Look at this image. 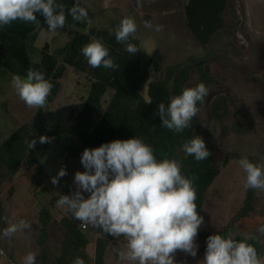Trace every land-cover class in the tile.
<instances>
[{"label": "rangeland", "instance_id": "rangeland-1", "mask_svg": "<svg viewBox=\"0 0 264 264\" xmlns=\"http://www.w3.org/2000/svg\"><path fill=\"white\" fill-rule=\"evenodd\" d=\"M79 2L88 10V18L91 21L89 27L115 30L122 18L135 19L137 32L134 37L139 39L147 82L165 77L168 67L185 65L189 66V69L182 89L194 87L201 82L209 88L204 103L197 105L200 111L195 117L200 122L198 136L203 138L206 147L214 153L213 163L220 168V173L213 186V192L206 195L202 215L207 218L212 229H221L225 234H231V230L239 223V234L254 237L260 227L264 226V191L256 190L254 209L240 218L236 217L235 220V216L245 204L247 188L245 180L239 178L235 181L239 170L237 162L240 159L235 158L225 164L223 160L238 155L252 158L257 163V157L264 158V0H230L228 10L224 14L226 26L220 33L215 34L212 42L205 47L192 38L187 28L183 9L185 0H137L136 5L132 0ZM156 25H161L162 30L156 31ZM37 27L39 28L34 42L27 43L28 53L33 61L39 59V50L45 43H48L49 50L52 51L66 44L75 29L74 26L66 25L52 33L48 31L46 23ZM198 63L208 66V75L204 78L196 69ZM1 72L0 70V142L19 125L30 121L37 111V108H28L19 99L11 86L13 76ZM90 81L88 75L67 68L56 95L42 108L43 115L53 128L67 131L71 122L70 115L73 110L81 107L87 96ZM147 82L142 90L146 98ZM110 95L108 91L102 97L103 107ZM34 140L39 143V136ZM60 148L58 145L51 152H47L39 165H27L28 170H25L18 178L20 180L15 183L13 176L3 170L4 177L0 176V201L12 194L14 186L19 190H24V186L27 190L30 189L31 193L35 187L38 192L43 186L50 187L51 178L57 176L60 170L57 167L63 163L64 166L69 164V167H66L67 175L60 178L58 185L45 195L49 197L46 204L53 208V203L57 202L55 198L59 197V194L71 195L76 191L74 175L77 171H85L81 157L67 162L64 156L57 155ZM83 195L88 198L90 193ZM14 196L18 201L24 198L23 193H19V198L17 194ZM12 204L11 199L10 205ZM18 210L22 211L21 208ZM60 212L62 211H53L61 218L64 212ZM11 221L7 218L4 227L12 223ZM226 224V230L222 229ZM30 225L31 229L26 230V233L18 231L14 234L13 241L12 238L5 237L2 230L0 245L4 250L12 254L15 250L20 252V256L27 255L31 247L26 245L29 244L26 239L30 236V241H33V236L34 239L38 236L33 230L34 225ZM92 231L91 226L85 230L88 236ZM52 232L59 237L60 227L53 225ZM256 239L260 240V249L264 253V234L261 233ZM37 251L36 245H33L32 252L36 254V261L40 258ZM205 251H200L199 245L195 257L177 251L175 260L179 257L180 264H199ZM108 252L114 255V248H109ZM49 259L52 260V257Z\"/></svg>", "mask_w": 264, "mask_h": 264}, {"label": "clouds", "instance_id": "clouds-1", "mask_svg": "<svg viewBox=\"0 0 264 264\" xmlns=\"http://www.w3.org/2000/svg\"><path fill=\"white\" fill-rule=\"evenodd\" d=\"M37 13L44 17L52 33L66 26L69 15L74 21L91 24L88 11L80 6L79 0H75L67 13L57 0H0V28L17 21L35 23ZM155 30L161 31L162 26L156 25ZM136 32L133 17L122 18L115 29L116 41L132 56L140 51L136 44L129 42ZM81 53L92 68L119 69L102 39L91 40L82 47ZM11 86L28 108L37 109L46 106L53 88L45 74L34 69H29L24 77L13 75ZM208 93L209 88L201 82L185 87L181 94L170 98L167 106L159 103L157 114L161 126L175 133L191 127V121L200 111L197 105L204 103ZM51 140L46 135L39 137L41 144ZM26 143L32 150L37 141ZM183 152L197 162L212 155L198 135L183 144ZM81 164L85 171L74 175L76 191L71 195L59 194L57 203L66 206L85 226L91 225L114 238L123 237L126 250H117L122 260L135 264H177V251L196 256V239L204 217L197 211L195 177L186 176L178 160H158L151 145L133 137L85 148ZM239 166L246 173L245 187L264 191V165L244 157L239 160ZM65 175L67 171L61 167L51 183L58 185ZM83 193L90 195L85 198ZM29 229L31 225L21 219L18 223H9L3 235L12 237L18 231ZM259 232L264 234V226ZM251 238L236 240L230 234L209 235L199 264H264V255L248 243ZM22 260L23 264H36V254L29 252ZM72 264H85V260L77 256Z\"/></svg>", "mask_w": 264, "mask_h": 264}, {"label": "trees", "instance_id": "trees-1", "mask_svg": "<svg viewBox=\"0 0 264 264\" xmlns=\"http://www.w3.org/2000/svg\"><path fill=\"white\" fill-rule=\"evenodd\" d=\"M74 2L75 0H57L58 4L65 6L66 13ZM227 2L228 0H185L183 9L187 28L192 38L203 47L212 42L214 35L220 33L223 28ZM80 6L84 7L81 3ZM36 15L38 20L35 23L17 21L0 28V69L11 76L19 74L22 77L27 75L29 69L43 72L45 78L53 85L48 102L56 95L60 80L68 67L77 73L88 75L91 81L81 107L73 110L70 115L71 122L66 132L53 128L43 115V109H37L30 121L19 125L0 142V167L5 168L7 174L13 176L23 165H39L41 158L58 145L61 148L57 155L64 156L67 162H70L81 157L85 148L99 147L116 139L138 137L153 147L158 160L176 159L181 163L182 172L186 176L195 177L196 204L200 213L204 193L219 173V167L213 163L214 153L208 148L212 155L197 162L193 156L183 152V144L199 133L200 122L196 117L191 121V127L181 133H175L161 126L162 121L157 114L159 103L163 102L167 106L171 97L181 94L184 81L188 77L189 66L168 67L165 77L147 82L138 38L130 37L129 42L136 44L140 50L132 56L125 50L124 45L116 41L115 30L89 27L87 22L74 21L70 15L67 17L66 25L74 26L75 29L68 42L52 51L49 50L48 43H45L39 50V59L33 61L29 56L27 43L34 42L39 28L37 26L46 23L40 13ZM94 39H102L119 69L92 68L88 65L81 49ZM196 69L202 78L208 75V66L205 63H198ZM146 82L147 98L142 93ZM108 91L111 95L103 107L102 97ZM41 135L52 138L51 142L36 143L35 148L30 150L26 141L34 140ZM249 160L256 163L252 158ZM227 161L228 157L224 158L223 164ZM62 165L65 168V164ZM62 165H59L60 168ZM39 189L45 190L46 186ZM255 195L256 190L247 188L245 204L235 216V220L236 217L244 216L254 209ZM37 219L39 233L36 245L40 258L36 264H45L49 261L48 239L53 225L60 227L62 232L58 244L59 252L52 256L53 264H72L77 256L83 258L85 264H104L106 249L113 244L112 236L96 228L99 236L96 238L95 252L90 255L87 250L88 237L85 232L87 229H81L77 219L62 216L59 220H53L50 207H42ZM4 226L0 202V230ZM212 234L223 235V232L199 233L205 246L207 237ZM238 238L243 239L244 236ZM248 241L259 252L256 242L252 238ZM1 247L3 248L2 245ZM4 252L5 256L1 254L0 256L5 257L7 264L11 259L18 260L12 253L5 250Z\"/></svg>", "mask_w": 264, "mask_h": 264}, {"label": "crops", "instance_id": "crops-1", "mask_svg": "<svg viewBox=\"0 0 264 264\" xmlns=\"http://www.w3.org/2000/svg\"><path fill=\"white\" fill-rule=\"evenodd\" d=\"M2 72L1 73H4L2 69H0ZM235 158H244L242 156H234L232 158H229L228 159V162L229 161H233ZM249 159V158H248ZM258 159V164H261V165H264L262 163H264V161H262V157H257ZM237 165L239 167V170H238V174H237V177H236V182L237 180L240 178L242 181L245 180L246 178V173L243 171V169L239 166V162H237ZM27 165L25 166H21L19 168V170L13 175V182L15 183L16 181L20 180L18 179L19 177H21L23 175V173L25 172V170H28V167H26ZM67 166H65L66 168ZM31 168V167H30ZM29 168V169H30ZM58 168V167H57ZM59 169H61L59 167ZM5 172V169L3 167H0V176L4 177V172ZM219 173H220V168H219ZM219 173L217 174V176L215 177V179L213 180V182L211 183V185L207 188L206 192L204 193V196H203V202H202V206H201V211H200V215L203 214V208H204V205H205V199H206V195L209 193H212L213 192V186L216 182V178L219 176ZM54 176V175H53ZM50 181V180H49ZM13 183V185H15ZM235 185V184H234ZM55 185H53L52 183L50 184V187H46L45 190H39V192L37 191V187H35V189L33 190V192L31 193L30 192V189L27 190V188H25L23 186V189H17V187L15 188V186L12 188V194L4 199V201H0L1 202V205H2V216H3V220L4 222H6V219H11L12 223H18V221H20L21 219L25 220L28 224H33L34 225V232H37V234L39 233V226H38V219H37V214L39 212V210L42 208V207H49L48 204H46V199L49 198L47 196H45L48 192H50L53 187ZM38 192V193H37ZM19 193H23V196L24 198L20 199L19 201L15 198V194H17V197L19 198ZM42 195H39L41 194ZM43 197V199H42ZM9 198L12 199L13 201V204L12 206L10 205V200ZM55 198V197H54ZM55 199H59V197H56ZM0 200H2V197L0 198ZM19 208L22 209L21 210H18ZM50 210H51V214H52V217H53V220H59L60 218L57 217V215H55L56 213H53V211H62L60 213H63L61 216H68L69 215V210L67 209L66 206H60L57 202L53 203V208L50 207ZM35 214V215H34ZM10 216V217H9ZM70 216V215H69ZM73 216V215H71ZM203 216V215H202ZM240 218V217H239ZM207 218L204 217V223L203 225L200 227L199 229V233L200 232H206V233H217L219 231H221V229L219 230H215V229H212L211 226L208 224L207 222ZM9 225V224H8ZM91 226V225H90ZM89 226V227H90ZM8 227V226H6ZM228 227V225H224V227L222 229H225ZM236 228L231 230V234L232 236H243L241 234H239L238 232L240 231V228H239V223H237V226H235ZM5 227L1 228L2 230H4ZM92 232H91V235H87L88 237V246L87 248H89L88 251H90L89 253L91 255L94 254L95 252V242H96V238L99 236L98 232L96 231V228L92 227ZM0 230V231H2ZM23 232H27L26 230H24ZM60 235L58 237V235H56L55 233L50 232L49 234V239H48V242H49V247H48V255L49 256H55L58 254L59 252V248H58V244L61 240V237H62V232L60 231L59 232ZM199 233H198V236L197 239V243L199 245V249L200 251L204 252L206 250V246H205V243H204V240L203 238H201L199 236ZM29 234V233H28ZM234 234H237V235H234ZM223 235L224 236H228L229 234H225L223 232ZM16 237V236H15ZM12 238L11 241H13V236L10 237ZM32 239V237L28 236V238L26 239L27 241H29V244H26L28 246H30L31 248H29L30 252H32V249H33V245H36V239H37V236L36 238L34 239V236H33V241H30ZM113 247L114 248V255H111L109 254L108 252V249ZM36 248H37V245H36ZM117 250H126V241L124 240L123 237H120V238H114L113 237V244L109 245L106 249V253H105V257H104V264H135V262H132V261H128V260H122L118 254V251ZM20 253V252H19ZM18 252H16L15 250H13V256L18 259L19 261H23L22 258L24 256H20ZM176 262L177 264H180L179 263V257H177L176 259ZM0 264H7V260L5 259V257H1L0 256ZM45 264H53L52 260L49 259V261H47Z\"/></svg>", "mask_w": 264, "mask_h": 264}, {"label": "built area", "instance_id": "built-area-1", "mask_svg": "<svg viewBox=\"0 0 264 264\" xmlns=\"http://www.w3.org/2000/svg\"><path fill=\"white\" fill-rule=\"evenodd\" d=\"M78 224H79V227H80L81 229H83V230H84V229H88V227L90 226V225L85 226V225L82 224L80 221H78ZM233 238H235L236 240H241L240 238H238V237H236V236H233ZM248 243H251V242L248 241ZM0 254L3 255V256H5V252H4L3 248L1 247V245H0ZM8 264H23V261H19V260L11 259V260H9Z\"/></svg>", "mask_w": 264, "mask_h": 264}, {"label": "flooded vegetation", "instance_id": "flooded-vegetation-1", "mask_svg": "<svg viewBox=\"0 0 264 264\" xmlns=\"http://www.w3.org/2000/svg\"><path fill=\"white\" fill-rule=\"evenodd\" d=\"M229 2H230V0H228V2H227V5H226V8H225V10H224V14L226 13V11L228 10V5H229ZM223 16H225V15H223ZM226 26V22L224 23V25H223V27H225ZM257 234V235H256ZM255 235H254V237H252V239L256 242V244H257V247H258V250H259V253L261 254V255H264V253H262L261 252V249H260V244H259V241H258V239H256V237H258V236H260L261 235V233H256ZM261 243V242H260Z\"/></svg>", "mask_w": 264, "mask_h": 264}, {"label": "water", "instance_id": "water-1", "mask_svg": "<svg viewBox=\"0 0 264 264\" xmlns=\"http://www.w3.org/2000/svg\"><path fill=\"white\" fill-rule=\"evenodd\" d=\"M133 4L136 5L137 4V0H132Z\"/></svg>", "mask_w": 264, "mask_h": 264}]
</instances>
